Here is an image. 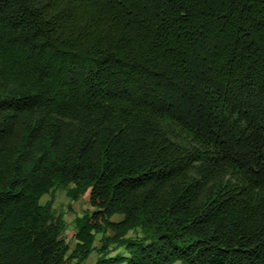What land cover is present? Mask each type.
<instances>
[{"label":"trees","instance_id":"trees-1","mask_svg":"<svg viewBox=\"0 0 264 264\" xmlns=\"http://www.w3.org/2000/svg\"><path fill=\"white\" fill-rule=\"evenodd\" d=\"M93 251L264 264V0H0V264Z\"/></svg>","mask_w":264,"mask_h":264},{"label":"rangeland","instance_id":"rangeland-1","mask_svg":"<svg viewBox=\"0 0 264 264\" xmlns=\"http://www.w3.org/2000/svg\"><path fill=\"white\" fill-rule=\"evenodd\" d=\"M51 198V194H45L41 202L45 203ZM71 206V207H70ZM54 207L57 212H64V217L67 222V228L64 232V237L69 241L71 247L73 248L75 245V238H74V232H75V222L74 219L78 214L84 213L88 209H93L89 202V192L85 193L81 198L78 200H73L69 197L67 194L66 189H58L55 192V200H54ZM116 219L119 218L118 216L115 217ZM139 233V230L136 231H130L129 235L135 236ZM99 236L96 241V245H100L99 242ZM120 252V253H127L124 247H119L117 250L113 251V253ZM98 253L97 251H94L90 257L87 259V264H92L96 260ZM172 264H181L180 261H176Z\"/></svg>","mask_w":264,"mask_h":264},{"label":"crops","instance_id":"crops-1","mask_svg":"<svg viewBox=\"0 0 264 264\" xmlns=\"http://www.w3.org/2000/svg\"><path fill=\"white\" fill-rule=\"evenodd\" d=\"M88 192H89V191H88ZM86 193H87V192H86ZM91 206H92V205H91ZM92 207H93V206H92ZM117 216L119 217V218H117V219H120V218L122 217L121 214H114V215H113V219H116L115 217H117ZM93 252H94V251H93ZM93 252H92V253H93ZM92 253H91V254H92ZM91 254H90V255H91ZM89 257H90V256H89Z\"/></svg>","mask_w":264,"mask_h":264}]
</instances>
